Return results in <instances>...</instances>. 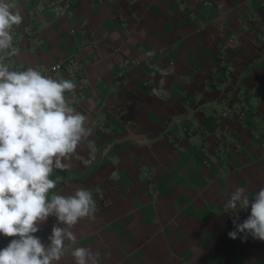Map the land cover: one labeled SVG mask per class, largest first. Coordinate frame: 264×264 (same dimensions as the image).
Listing matches in <instances>:
<instances>
[{
    "label": "crops",
    "instance_id": "0c3cea01",
    "mask_svg": "<svg viewBox=\"0 0 264 264\" xmlns=\"http://www.w3.org/2000/svg\"><path fill=\"white\" fill-rule=\"evenodd\" d=\"M54 1L68 9L14 0L23 23L13 27L19 52L9 58L57 80L77 72L50 65L80 62L83 81L67 94L96 150L81 143L50 178L58 194L85 188L104 193L106 205L73 228L77 246L98 264H264V241L230 238L233 216L223 209L236 187L250 198L264 188V0ZM170 66L166 95H153L156 69ZM231 103L243 117L219 119ZM229 134L238 149L203 163L196 149ZM249 214L250 206L239 211L237 223ZM54 224L50 216L34 235L47 245ZM11 239L0 235V248ZM59 264L75 262L66 254Z\"/></svg>",
    "mask_w": 264,
    "mask_h": 264
},
{
    "label": "clouds",
    "instance_id": "9594fccd",
    "mask_svg": "<svg viewBox=\"0 0 264 264\" xmlns=\"http://www.w3.org/2000/svg\"><path fill=\"white\" fill-rule=\"evenodd\" d=\"M22 23L14 0H0V235L12 237L0 248V264H59L66 254L75 264H98V254L77 246L73 231L81 220L93 217V193L77 188L67 196L58 194V179L50 178L54 169L67 170L65 161L77 154L81 143L87 141L90 154L95 152L89 140L93 129L65 95L74 93V81L54 79L33 67L9 70L3 62L19 52L13 27ZM174 71V66L156 69L160 79L153 95H166L164 86ZM249 206L248 217L237 223L239 211ZM223 209L233 216L230 238L243 234L241 239L250 235L264 241V188L250 198L243 187H236ZM50 216L56 224L46 245L34 234Z\"/></svg>",
    "mask_w": 264,
    "mask_h": 264
},
{
    "label": "built area",
    "instance_id": "2783aa9c",
    "mask_svg": "<svg viewBox=\"0 0 264 264\" xmlns=\"http://www.w3.org/2000/svg\"><path fill=\"white\" fill-rule=\"evenodd\" d=\"M211 0H201L202 3H209ZM49 4L51 9L54 12H58L60 10H67L68 9V4L67 3H57L54 0H49ZM3 55V54H0ZM5 63H7L9 65V70H14V71H23L26 70L27 68H22L17 66L9 57L3 61ZM62 65H66L68 67H70L71 69H74L76 73L75 77L72 79V81H74L76 83L77 86H80V84L82 83L83 79L81 77V74L79 73L78 68H81L80 62L73 58H67L65 59L64 63L61 61H56L54 62L52 65H50L48 68L50 71H54L57 69L62 68ZM36 68L38 70H40L42 72V74H44V69L40 68V67H33ZM67 97L68 94H65ZM70 102L73 104L74 100L73 98L69 97ZM232 112L234 113V115L236 117H243V114L240 110V107H235L233 103L231 104H227L225 106H223L220 111L217 113L218 118L222 119L223 117H225L226 115L232 114ZM248 113L250 114V116L252 117V120L254 121V123H256L259 119H260V115L256 112L255 109L250 108L248 110ZM229 143H232V146ZM239 140L237 138H235L234 135L229 134L226 139L224 138L219 139L218 142H216L213 146L209 148H203L202 146L199 147L198 149H196V153L199 155V157H201V160L203 161V163L205 164H210L213 163V161H218L219 156L223 155L224 153H227V151L230 150H235L238 149L239 146ZM148 182V186H152L153 185V178L149 177L147 179ZM93 199L95 201V204L98 205V207H103L104 205H106V199H105V195L102 192H94L93 193ZM263 241H260V244H262Z\"/></svg>",
    "mask_w": 264,
    "mask_h": 264
}]
</instances>
